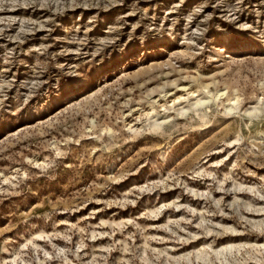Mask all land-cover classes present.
<instances>
[{
    "label": "rangeland",
    "instance_id": "1",
    "mask_svg": "<svg viewBox=\"0 0 264 264\" xmlns=\"http://www.w3.org/2000/svg\"><path fill=\"white\" fill-rule=\"evenodd\" d=\"M0 264H264V0H0Z\"/></svg>",
    "mask_w": 264,
    "mask_h": 264
},
{
    "label": "snow or ice",
    "instance_id": "2",
    "mask_svg": "<svg viewBox=\"0 0 264 264\" xmlns=\"http://www.w3.org/2000/svg\"><path fill=\"white\" fill-rule=\"evenodd\" d=\"M230 39L229 37L225 36V37H221V40L224 41V40H228ZM221 46L223 47V43L221 44Z\"/></svg>",
    "mask_w": 264,
    "mask_h": 264
},
{
    "label": "bare ground",
    "instance_id": "3",
    "mask_svg": "<svg viewBox=\"0 0 264 264\" xmlns=\"http://www.w3.org/2000/svg\"><path fill=\"white\" fill-rule=\"evenodd\" d=\"M221 95H219V97H220Z\"/></svg>",
    "mask_w": 264,
    "mask_h": 264
}]
</instances>
